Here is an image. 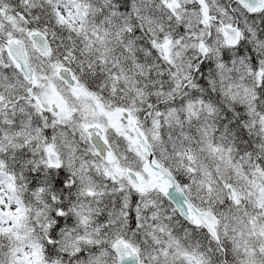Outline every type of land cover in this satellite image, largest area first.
I'll return each instance as SVG.
<instances>
[{"label": "clouds", "instance_id": "9594fccd", "mask_svg": "<svg viewBox=\"0 0 264 264\" xmlns=\"http://www.w3.org/2000/svg\"><path fill=\"white\" fill-rule=\"evenodd\" d=\"M0 264H264V0H0Z\"/></svg>", "mask_w": 264, "mask_h": 264}]
</instances>
